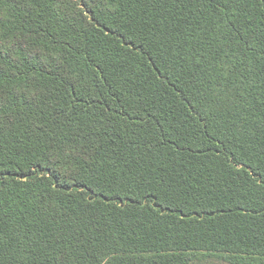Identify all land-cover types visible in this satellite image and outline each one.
Returning a JSON list of instances; mask_svg holds the SVG:
<instances>
[{"label":"trees","instance_id":"1","mask_svg":"<svg viewBox=\"0 0 264 264\" xmlns=\"http://www.w3.org/2000/svg\"><path fill=\"white\" fill-rule=\"evenodd\" d=\"M264 0H0V264H264Z\"/></svg>","mask_w":264,"mask_h":264},{"label":"snow or ice","instance_id":"2","mask_svg":"<svg viewBox=\"0 0 264 264\" xmlns=\"http://www.w3.org/2000/svg\"><path fill=\"white\" fill-rule=\"evenodd\" d=\"M259 179H260L262 182H264V175L260 176ZM2 183H3V182L0 181V184H2Z\"/></svg>","mask_w":264,"mask_h":264}]
</instances>
